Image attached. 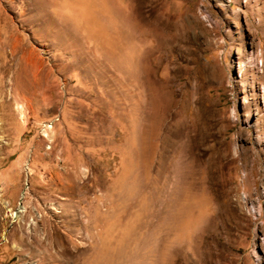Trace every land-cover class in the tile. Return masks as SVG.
<instances>
[{"label":"rangeland","instance_id":"1","mask_svg":"<svg viewBox=\"0 0 264 264\" xmlns=\"http://www.w3.org/2000/svg\"><path fill=\"white\" fill-rule=\"evenodd\" d=\"M0 264H264V0H0Z\"/></svg>","mask_w":264,"mask_h":264},{"label":"bare ground","instance_id":"2","mask_svg":"<svg viewBox=\"0 0 264 264\" xmlns=\"http://www.w3.org/2000/svg\"><path fill=\"white\" fill-rule=\"evenodd\" d=\"M20 108H21V114H22V117H23V119L25 118V108H24V105L22 104L21 106H20ZM25 194V193H24ZM26 210V204H25V202H24V195L22 196V200H21V203H20V207H19V209L18 210H16L15 212H14V215L15 216H20V214L22 213V212H24Z\"/></svg>","mask_w":264,"mask_h":264}]
</instances>
